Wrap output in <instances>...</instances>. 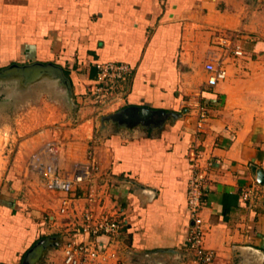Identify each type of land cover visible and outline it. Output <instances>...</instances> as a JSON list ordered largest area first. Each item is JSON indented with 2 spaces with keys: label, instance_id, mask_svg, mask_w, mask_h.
Instances as JSON below:
<instances>
[{
  "label": "crops",
  "instance_id": "crops-1",
  "mask_svg": "<svg viewBox=\"0 0 264 264\" xmlns=\"http://www.w3.org/2000/svg\"><path fill=\"white\" fill-rule=\"evenodd\" d=\"M260 2L0 0V51L22 43L29 48L22 55L27 60L56 55L61 62L74 61L70 80L77 91L92 89L97 61H126L134 68L126 103L101 117L102 128L98 116L79 125L85 153L71 162H85L86 150L93 149L96 179L108 190L106 206L122 207L127 221L117 245L124 264H197L187 244L193 144L204 151L202 164H211L203 218L205 245L216 252L214 264H264V184L258 176V170L264 173ZM218 30L238 33L245 55L225 58L228 77L208 86L204 63L219 52ZM195 99L209 111L203 130ZM130 106L146 108L142 120L140 109L123 115L131 118L106 119ZM34 140L20 143L10 171L3 164L8 155L0 152V261H16L45 231L37 223L42 212L28 211L32 220L25 216L21 191L30 186L19 176L31 174L22 159H33L36 150L55 142ZM246 189L254 196L245 199ZM58 215L44 214L41 225L47 219L54 223ZM23 219L30 229L13 224Z\"/></svg>",
  "mask_w": 264,
  "mask_h": 264
},
{
  "label": "rangeland",
  "instance_id": "rangeland-1",
  "mask_svg": "<svg viewBox=\"0 0 264 264\" xmlns=\"http://www.w3.org/2000/svg\"><path fill=\"white\" fill-rule=\"evenodd\" d=\"M257 10L264 14V2L259 3ZM28 52V46L24 47L22 43L0 51V152L5 150V155H8L3 164L8 165L10 171L21 142L36 140L38 137L42 144L54 140V146L47 144L36 150L33 159L21 160L22 166L25 162L31 174L21 173L19 176L24 182H29L30 186L21 191V198L25 200L22 205L26 211L25 216L32 220L34 217L28 211L34 209L38 214L42 212V216L37 217V223L45 231L20 253L16 261H0V264H64V240H59L57 235L62 232L59 228L66 224L69 217L59 211L61 196L58 192L45 188L42 167L45 163L54 162L60 164L62 171L70 170L74 165L71 162L76 160L75 156L85 151L77 137L79 125L90 116H98L101 124L99 128H102L101 117L127 100L108 104L105 98L102 103H95L92 89L85 88L79 92L70 80V73L76 70L74 61L61 62V58L56 55L48 61L27 60L22 55ZM90 148L86 150V156ZM80 160L76 162H82ZM44 214H55L59 219L54 223L47 219L41 225L40 219L45 220ZM13 224L31 228L29 220L26 223L24 219L16 220Z\"/></svg>",
  "mask_w": 264,
  "mask_h": 264
},
{
  "label": "built area",
  "instance_id": "built-area-1",
  "mask_svg": "<svg viewBox=\"0 0 264 264\" xmlns=\"http://www.w3.org/2000/svg\"><path fill=\"white\" fill-rule=\"evenodd\" d=\"M214 44L215 51L204 63L208 73L207 85L216 86L228 77L227 61L231 55L244 56L238 33L218 30ZM217 52V53H216ZM97 74L91 94L95 103L107 98L108 104L125 100L128 84L134 68L126 61H97L94 63ZM198 115V129L203 130L209 120V111L200 99L193 100ZM105 103V102H104ZM191 174L188 182L187 203L190 222L187 244L193 252L197 264H214L216 252L205 245V221L203 207L208 169L210 162L202 164L204 151L193 144L189 151ZM99 164L94 151L89 149L85 162L76 163L70 170L62 171L54 162L42 167L43 184L52 192H61L59 211L69 217L63 227L66 239L63 241L62 254L64 264H124L119 247L123 228L127 221L122 207L108 209L106 196L108 190L99 182L97 172ZM242 196L249 199L254 196L252 189L244 190ZM81 200H84L81 214H78ZM81 205V206H82ZM102 236H107L104 241Z\"/></svg>",
  "mask_w": 264,
  "mask_h": 264
},
{
  "label": "water",
  "instance_id": "water-1",
  "mask_svg": "<svg viewBox=\"0 0 264 264\" xmlns=\"http://www.w3.org/2000/svg\"><path fill=\"white\" fill-rule=\"evenodd\" d=\"M132 109H140L141 112L139 113V119L142 120V110L143 109H146V108H142V107H137V106H130V107H126L124 110L120 111V112H117V113H114V114H111V115H108L106 116V119H109V118H114L115 120L118 119V118H121V120L123 118H131L130 116H123L124 114H129V112H131ZM142 114V115H141ZM258 176H259V181L264 184V173L261 171V170H258ZM57 237L59 238V240H65L66 239V236L65 234L63 233H60L57 235Z\"/></svg>",
  "mask_w": 264,
  "mask_h": 264
},
{
  "label": "trees",
  "instance_id": "trees-1",
  "mask_svg": "<svg viewBox=\"0 0 264 264\" xmlns=\"http://www.w3.org/2000/svg\"><path fill=\"white\" fill-rule=\"evenodd\" d=\"M95 69H96V67H95ZM96 74H97V69H96Z\"/></svg>",
  "mask_w": 264,
  "mask_h": 264
}]
</instances>
